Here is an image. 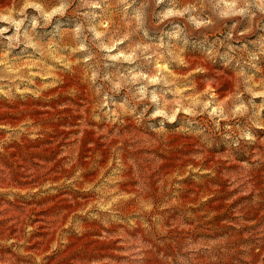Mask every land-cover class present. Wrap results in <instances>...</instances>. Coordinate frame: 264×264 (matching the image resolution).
Returning <instances> with one entry per match:
<instances>
[{
  "label": "rangeland",
  "instance_id": "obj_1",
  "mask_svg": "<svg viewBox=\"0 0 264 264\" xmlns=\"http://www.w3.org/2000/svg\"><path fill=\"white\" fill-rule=\"evenodd\" d=\"M0 264H264V0H0Z\"/></svg>",
  "mask_w": 264,
  "mask_h": 264
}]
</instances>
